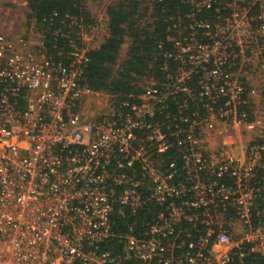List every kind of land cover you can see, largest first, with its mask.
Instances as JSON below:
<instances>
[{"label": "built area", "instance_id": "built-area-1", "mask_svg": "<svg viewBox=\"0 0 264 264\" xmlns=\"http://www.w3.org/2000/svg\"><path fill=\"white\" fill-rule=\"evenodd\" d=\"M187 3L164 75L122 102L84 81L88 31L60 58L43 31L0 34V264L264 255V0ZM141 212L143 234H116Z\"/></svg>", "mask_w": 264, "mask_h": 264}, {"label": "trees", "instance_id": "trees-1", "mask_svg": "<svg viewBox=\"0 0 264 264\" xmlns=\"http://www.w3.org/2000/svg\"><path fill=\"white\" fill-rule=\"evenodd\" d=\"M28 18L36 22L46 38L50 54H69L73 44H80L82 30L96 24L88 0H26ZM106 9L108 35L100 46L88 52L89 63L84 74L85 83L95 92L107 93L119 102L130 95L137 96L150 78L164 75L165 54L175 50L168 40L174 19L190 11L187 0H109ZM128 43L122 56L123 46ZM170 65L175 66L174 60ZM264 183V170L258 172ZM136 220V222H135ZM151 216L115 218L116 234H143ZM114 240L110 247L121 249ZM253 264H264V255H250ZM126 264H135L127 262Z\"/></svg>", "mask_w": 264, "mask_h": 264}, {"label": "rangeland", "instance_id": "rangeland-1", "mask_svg": "<svg viewBox=\"0 0 264 264\" xmlns=\"http://www.w3.org/2000/svg\"><path fill=\"white\" fill-rule=\"evenodd\" d=\"M109 2V0H88L89 10L96 17V24L92 25L84 35L87 49L100 46L108 35L106 9ZM28 13L26 0H0V34L10 38L24 36L30 43L36 44L41 33L37 24L28 18ZM128 43L123 46L122 56L126 52ZM100 99L105 102L106 97L102 96ZM242 139L245 143L248 141L245 133L242 134ZM235 228L236 232H239L242 231L243 226L236 224Z\"/></svg>", "mask_w": 264, "mask_h": 264}, {"label": "crops", "instance_id": "crops-1", "mask_svg": "<svg viewBox=\"0 0 264 264\" xmlns=\"http://www.w3.org/2000/svg\"><path fill=\"white\" fill-rule=\"evenodd\" d=\"M235 138H236V139H239V136L236 135ZM236 224H237V225H240V223L237 222V221H235V223H234V225H233V226H234V231H235V232H236V228H235V225H236Z\"/></svg>", "mask_w": 264, "mask_h": 264}]
</instances>
